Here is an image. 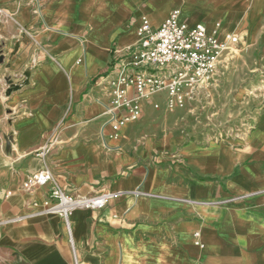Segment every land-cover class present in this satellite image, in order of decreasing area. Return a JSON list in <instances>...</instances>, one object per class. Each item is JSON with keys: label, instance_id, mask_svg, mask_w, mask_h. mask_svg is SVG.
<instances>
[{"label": "crops", "instance_id": "1", "mask_svg": "<svg viewBox=\"0 0 264 264\" xmlns=\"http://www.w3.org/2000/svg\"><path fill=\"white\" fill-rule=\"evenodd\" d=\"M36 9L0 0V264H264V107L251 131L225 138L183 126L190 114L168 110L161 94L114 139L104 125L107 84L143 17L156 29L177 10L181 22L219 24L221 37L239 34L234 47L254 51L264 0H42ZM10 82L20 89L8 96ZM54 133L59 143L42 159ZM44 168L52 182L25 191ZM53 185L120 196L72 211L68 233L42 211Z\"/></svg>", "mask_w": 264, "mask_h": 264}, {"label": "built area", "instance_id": "2", "mask_svg": "<svg viewBox=\"0 0 264 264\" xmlns=\"http://www.w3.org/2000/svg\"><path fill=\"white\" fill-rule=\"evenodd\" d=\"M41 2L35 0L38 11ZM179 14L177 10L171 12L156 29L146 18L141 19L136 44L127 48L126 58L107 84L110 102L104 107V115L108 117L104 125L110 126V139H114L125 124L139 120L143 104L155 95L164 94L168 110L207 100L222 75L227 52L241 40L239 34L228 33L221 37L219 24L208 32L200 23L181 22ZM58 143V133H54L38 156L47 158ZM51 182V171L44 168L32 175L22 188L30 192ZM118 196L119 192L105 191L92 197L73 196L53 185L41 206L45 214L61 217L70 233L68 217L72 211L78 208L99 210ZM193 237L194 244L203 248L199 233L195 232Z\"/></svg>", "mask_w": 264, "mask_h": 264}, {"label": "rangeland", "instance_id": "3", "mask_svg": "<svg viewBox=\"0 0 264 264\" xmlns=\"http://www.w3.org/2000/svg\"><path fill=\"white\" fill-rule=\"evenodd\" d=\"M224 59L222 75L209 98L179 109L190 114L189 119H184L183 114V126L213 129L219 131L223 138L251 131L254 114L264 107V44L254 46V51L250 46L240 44L231 48ZM159 98L160 94L153 100ZM185 120H188V125Z\"/></svg>", "mask_w": 264, "mask_h": 264}, {"label": "water", "instance_id": "4", "mask_svg": "<svg viewBox=\"0 0 264 264\" xmlns=\"http://www.w3.org/2000/svg\"><path fill=\"white\" fill-rule=\"evenodd\" d=\"M2 61H3V57L0 56V62H2ZM28 76H29V73L26 74V77H28ZM19 89H20V86H16V85L12 84V82H10L8 89H7V95L9 96L11 93H13Z\"/></svg>", "mask_w": 264, "mask_h": 264}]
</instances>
